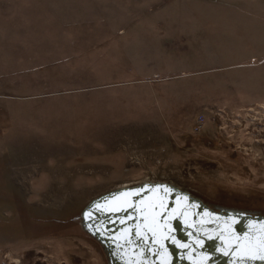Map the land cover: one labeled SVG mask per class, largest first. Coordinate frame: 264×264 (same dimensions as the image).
Here are the masks:
<instances>
[{
	"label": "rangeland",
	"instance_id": "1",
	"mask_svg": "<svg viewBox=\"0 0 264 264\" xmlns=\"http://www.w3.org/2000/svg\"><path fill=\"white\" fill-rule=\"evenodd\" d=\"M0 94V264H112L85 218L147 183L264 218V0H0Z\"/></svg>",
	"mask_w": 264,
	"mask_h": 264
},
{
	"label": "water",
	"instance_id": "2",
	"mask_svg": "<svg viewBox=\"0 0 264 264\" xmlns=\"http://www.w3.org/2000/svg\"><path fill=\"white\" fill-rule=\"evenodd\" d=\"M84 222L112 264H264V218L219 215L160 182L119 190Z\"/></svg>",
	"mask_w": 264,
	"mask_h": 264
},
{
	"label": "crops",
	"instance_id": "3",
	"mask_svg": "<svg viewBox=\"0 0 264 264\" xmlns=\"http://www.w3.org/2000/svg\"><path fill=\"white\" fill-rule=\"evenodd\" d=\"M15 98L16 97L5 96V95L0 94V115L2 116V112H3L5 115L3 119H7V122L2 119L3 121L0 124V144L1 145H5L6 143H8L9 146L11 145L9 141L12 138V136L8 138L7 136L16 128V118L18 117V114L20 113L18 110H16L17 106H15L16 104L14 100ZM2 124H4V126H2ZM9 146L7 147V149H9ZM2 150H4V148ZM11 151H13L14 153V149ZM5 153H8V152H5ZM3 155L4 154L0 155V160H3Z\"/></svg>",
	"mask_w": 264,
	"mask_h": 264
},
{
	"label": "trees",
	"instance_id": "4",
	"mask_svg": "<svg viewBox=\"0 0 264 264\" xmlns=\"http://www.w3.org/2000/svg\"><path fill=\"white\" fill-rule=\"evenodd\" d=\"M0 165L3 167L2 170H4V164H0ZM5 181H6V182L3 183V184H1L0 187H2V186H3V187H7V188L9 187V181H8L7 177L5 178ZM3 190H7V189H3ZM0 195H2V196H4V195H8V192H6V191H0ZM3 200H4V199H3ZM3 200L0 199V201H1L0 203H2Z\"/></svg>",
	"mask_w": 264,
	"mask_h": 264
},
{
	"label": "bare ground",
	"instance_id": "5",
	"mask_svg": "<svg viewBox=\"0 0 264 264\" xmlns=\"http://www.w3.org/2000/svg\"><path fill=\"white\" fill-rule=\"evenodd\" d=\"M161 184H163L164 182H160ZM151 184H157V182L155 183H151ZM164 184H167V183H164ZM144 185V184H143ZM168 185V184H167ZM127 188H124V189H121V190H126Z\"/></svg>",
	"mask_w": 264,
	"mask_h": 264
},
{
	"label": "built area",
	"instance_id": "6",
	"mask_svg": "<svg viewBox=\"0 0 264 264\" xmlns=\"http://www.w3.org/2000/svg\"><path fill=\"white\" fill-rule=\"evenodd\" d=\"M203 121H204L203 118L198 120L199 126L201 125V123H202ZM199 126H198V127H199Z\"/></svg>",
	"mask_w": 264,
	"mask_h": 264
}]
</instances>
